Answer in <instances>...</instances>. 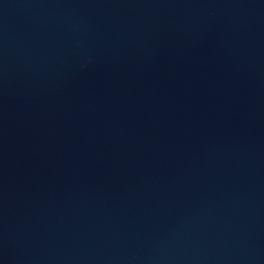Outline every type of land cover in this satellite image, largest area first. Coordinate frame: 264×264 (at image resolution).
I'll use <instances>...</instances> for the list:
<instances>
[{
	"label": "water",
	"instance_id": "obj_1",
	"mask_svg": "<svg viewBox=\"0 0 264 264\" xmlns=\"http://www.w3.org/2000/svg\"><path fill=\"white\" fill-rule=\"evenodd\" d=\"M0 264H264V0H0Z\"/></svg>",
	"mask_w": 264,
	"mask_h": 264
}]
</instances>
